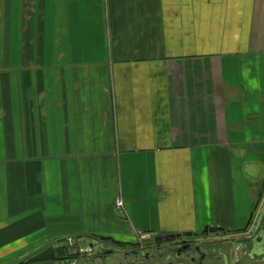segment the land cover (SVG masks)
Here are the masks:
<instances>
[{
  "label": "crops",
  "instance_id": "obj_1",
  "mask_svg": "<svg viewBox=\"0 0 264 264\" xmlns=\"http://www.w3.org/2000/svg\"><path fill=\"white\" fill-rule=\"evenodd\" d=\"M261 147L264 0H0V264L237 228Z\"/></svg>",
  "mask_w": 264,
  "mask_h": 264
},
{
  "label": "flooded vegetation",
  "instance_id": "obj_2",
  "mask_svg": "<svg viewBox=\"0 0 264 264\" xmlns=\"http://www.w3.org/2000/svg\"><path fill=\"white\" fill-rule=\"evenodd\" d=\"M264 176L256 194L264 200ZM259 203V205H260ZM264 204V201H263ZM254 209L256 201L248 212L242 227L225 229L205 228L191 233H157L116 240L124 247L113 246L100 237L79 243L73 253H65V264H264V205ZM110 238V237H104ZM143 239L150 242L142 243ZM79 252V253H78Z\"/></svg>",
  "mask_w": 264,
  "mask_h": 264
},
{
  "label": "rangeland",
  "instance_id": "obj_3",
  "mask_svg": "<svg viewBox=\"0 0 264 264\" xmlns=\"http://www.w3.org/2000/svg\"><path fill=\"white\" fill-rule=\"evenodd\" d=\"M262 149H263V151H261V152H263L262 154H263V160H262V158L261 159H259L260 160V162H257L256 164H255V169H256V187L254 188V195H253V202H251V207H252V205H253V203L256 201L255 199H256V194H257V191H258V187H260V184H261V182H262V179H263V176H264V148L263 147H261ZM260 148V149H261ZM259 151V150H258ZM257 154H260V152H258ZM260 158V157H259ZM248 172V171H247ZM255 175V174H254ZM263 199L261 200V203H260V205H259V208H258V210L256 211V213H255V215H256V217L257 216H259V213L261 212V209H262V207H263ZM245 222V221H244ZM239 227H242V225L241 226H239ZM148 235H150V234H147V235H141V236H148ZM70 244H72V245H74L75 243L72 241ZM242 264H249L248 262H243Z\"/></svg>",
  "mask_w": 264,
  "mask_h": 264
},
{
  "label": "water",
  "instance_id": "obj_4",
  "mask_svg": "<svg viewBox=\"0 0 264 264\" xmlns=\"http://www.w3.org/2000/svg\"><path fill=\"white\" fill-rule=\"evenodd\" d=\"M264 189V184L263 186L261 187V189L259 190V193L262 192V190ZM260 199H261V196L259 194V196L257 197V200H256V206L254 209H257L259 203H260ZM142 238H147L146 236H142ZM101 241H110V243H112L113 246H116V247H124V245L126 244H123L121 242H118V241H114L111 237L110 238H104V237H100L99 238ZM145 242H150L148 239H143L142 240V243H145ZM68 252V250L66 249V253ZM79 253V252H78Z\"/></svg>",
  "mask_w": 264,
  "mask_h": 264
},
{
  "label": "built area",
  "instance_id": "obj_5",
  "mask_svg": "<svg viewBox=\"0 0 264 264\" xmlns=\"http://www.w3.org/2000/svg\"><path fill=\"white\" fill-rule=\"evenodd\" d=\"M116 206L121 208V207H122V202H121L120 200H118V201L116 202ZM71 242H72V241L70 240L69 243H71Z\"/></svg>",
  "mask_w": 264,
  "mask_h": 264
}]
</instances>
